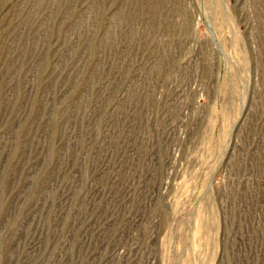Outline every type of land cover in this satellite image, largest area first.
<instances>
[{"label":"rangeland","instance_id":"1","mask_svg":"<svg viewBox=\"0 0 264 264\" xmlns=\"http://www.w3.org/2000/svg\"><path fill=\"white\" fill-rule=\"evenodd\" d=\"M0 264H264V0H0Z\"/></svg>","mask_w":264,"mask_h":264}]
</instances>
